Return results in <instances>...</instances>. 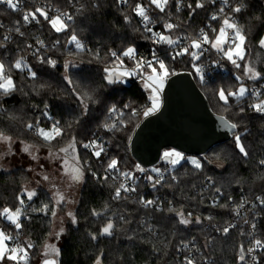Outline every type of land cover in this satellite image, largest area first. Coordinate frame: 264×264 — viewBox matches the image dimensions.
<instances>
[{
	"label": "trees",
	"instance_id": "16d2710c",
	"mask_svg": "<svg viewBox=\"0 0 264 264\" xmlns=\"http://www.w3.org/2000/svg\"><path fill=\"white\" fill-rule=\"evenodd\" d=\"M221 1L216 0L213 4L211 0H204L205 7L196 9L190 16L187 5L190 3L195 8L196 0H184L179 12L176 11V0H170L164 14L186 30L197 34L201 29L207 30L211 25H217L211 19V15L218 10ZM230 1L243 5L242 11L235 13V19L248 35L246 61L264 73V48H260L257 43L264 35V0ZM21 2L24 11L46 7L51 15L56 13V9H60L69 11L75 19L70 22L66 32L57 34L43 21L41 24H25L22 11H13L0 4V24L3 25L0 27V44L4 45L0 47V60L11 64L23 57L26 64L37 73L33 79L27 74V68L13 69V79L22 90L10 97L0 98V104L3 105V110H0V131L10 135L12 140L50 147L34 131L27 129L26 125L33 123L48 128L54 121H59L66 129V134L62 139L53 141L51 148L59 150L65 147L74 136L81 160L88 161L91 170L96 171L98 175H104L108 159L115 157L120 162L121 172H131L133 176H137L139 171L135 168L137 163L130 155L129 143L136 127L145 117L143 111L151 103L150 94L133 77L129 82H125L123 78L122 82L112 85L103 80L104 66L107 64L111 67L115 63L109 55L110 51L120 53L131 46L136 48L139 56L143 53L151 55L156 52L176 73L191 72L213 112L239 124L236 133L241 135L242 142L250 153L248 158H244L236 149L232 137L229 142L212 148L204 159L198 157L202 169L197 170L194 165L184 160L170 173L162 187L155 188L147 179L152 175L144 174L141 180H136V191L133 195L128 196L127 200L120 201L112 199L117 185L113 184L110 178L107 182L97 181L86 169L75 212L78 222L73 224L70 221L67 224L66 236L60 247L59 264H95L97 258L101 260V264H182L181 241L198 249L201 258L196 259L197 264H201L200 260L205 257L210 261L209 264H240L238 259L240 245L248 248L244 228L238 224L225 235L222 231L216 233L214 227L229 223L241 203L244 205L258 194L264 193V166L258 163L260 159H264V115L255 113L248 107L255 103L250 91L254 85L264 82V78L249 79L250 83L238 81L233 71L244 76L245 62L242 61L241 69L232 65L233 71H229L225 76L218 75L205 85H201L196 78L193 65H198L205 58L193 61L190 56L185 55L173 60L170 55L172 45L153 43L139 17L132 11L136 3L148 6L164 34L171 35L174 40L177 39L182 34L180 30L176 28L171 33L166 32L163 25L167 18H164L154 6L149 5L148 0H128L127 4H118L116 0L71 2L21 0ZM125 16L130 18V23L125 21ZM17 21H20L19 25ZM17 26L25 33L23 37L16 33ZM5 35H9L11 39L3 40ZM72 35H76L90 51L77 50L75 44L70 43ZM57 40L60 43L53 46ZM38 41H43L45 49L35 50L34 55L25 59L30 50L27 45L36 46ZM97 52L99 57H96ZM39 57L56 60V67L41 64ZM69 61L77 66L70 67L67 70L68 74L82 87L94 90L99 101L90 106L85 116H81V109L74 103V98L69 94L63 79L64 64ZM124 64L135 65L127 58H124ZM41 85L44 87L41 88ZM241 85L248 89V92L239 100L235 97L230 98L227 106L216 96L217 90L221 87L235 91ZM25 92L28 95H25ZM45 103L48 105L47 109ZM125 105L130 107L126 108ZM111 107L117 109L115 113L119 121L124 122L123 125L118 123L121 130L115 132H109L102 127L105 122H114L109 116ZM225 107L228 111H224ZM241 107L246 111L239 114ZM133 110L136 111L135 115ZM45 112L47 116L44 115ZM77 120L79 123H76ZM69 124L72 125L71 128H68ZM90 140L106 143L109 151L106 155L102 154L101 159H97L91 151L82 147L83 143ZM216 154H219L220 160H216ZM209 177L214 184H209L207 180ZM28 179V171L24 168H17L11 172L0 170V212L5 207L13 211L17 207H22L23 228L19 231L20 239L24 245L27 243L33 245L29 250L32 254L29 264H32L33 259L45 247L52 225L50 211L45 214L33 209H39L43 204H49L51 209L53 201L46 191L39 190L31 201H27L23 196L25 203L21 206L17 196L23 193L24 184ZM216 187L221 188L222 194L215 192ZM158 193H163L160 198L163 211H157L155 206L144 208L137 203L140 197H143L146 200H155L158 204L159 201L155 199ZM215 198L218 199V203L214 206L212 200ZM170 208L174 211L170 212ZM93 210L101 215L93 216ZM179 211H183L185 217L191 213V217L188 218L192 223L186 226L179 224L176 216V212ZM256 211L261 217L258 227L259 235L264 241V207H258ZM120 215L124 216L125 221L130 222H121L118 219ZM197 217L201 220L199 224L195 222ZM206 217H211V220ZM109 218L116 224L113 235H99ZM149 226L153 229L152 232L147 230ZM91 234H96L98 238L93 240ZM130 236L134 238L129 239ZM178 248L181 250L178 251ZM260 264H264V259Z\"/></svg>",
	"mask_w": 264,
	"mask_h": 264
},
{
	"label": "snow or ice",
	"instance_id": "6c2138e0",
	"mask_svg": "<svg viewBox=\"0 0 264 264\" xmlns=\"http://www.w3.org/2000/svg\"><path fill=\"white\" fill-rule=\"evenodd\" d=\"M71 2V0H70ZM118 4H127L128 0H116ZM149 5L154 6L155 9H157L160 13H164L166 9L170 5V0H148ZM211 2L214 4L216 0H211ZM229 0H223V3L227 5ZM0 3L6 4L9 9H12L13 11L19 10V0H0ZM99 5H94V7H98ZM183 7L182 0H176V11L179 12L181 8ZM187 7L190 9L189 15L191 16L194 14L196 9H202L205 7L204 0H196L195 8H193L192 4H188ZM242 4H238L235 7H231L230 13H240L242 11ZM83 8V5H81V9ZM77 11H80V9H77ZM132 11L135 13L136 16L140 17L144 26V29L146 32H149L152 34L153 37V43L155 44H167V45H179L180 44V38L173 39L171 35H165L160 32H153V29L149 27L148 25L150 23H153L152 18L148 14V6H145L142 3H136L133 7ZM55 15H50L49 10L46 7H35L32 10L26 11L22 19L25 24H30L32 22H35L36 24H41L42 21L46 22L51 30H53L55 33H63L66 32L70 27V22L74 21L75 16L70 13L69 11L56 9ZM126 22L130 23V18L128 16L124 17ZM211 19L213 21L219 20L220 21V27L218 29L212 28L211 31L213 35H209L207 31L204 29H201L198 35L194 38H190V43L187 46L184 47H178V50L174 52L172 55V59L175 60L178 57L181 56H190L193 61H198L200 58L204 55L206 51L209 49L215 50L218 54L222 55L223 59H226L228 62H230L235 68L241 69L242 64L241 62H245L243 64V74L248 79L251 80H258L260 78H264V73L261 71H258L254 64L251 62L246 61V55H247V41H248V35L245 32L244 28L235 21L233 15L226 14L224 7H221L219 9L218 14H213L211 16ZM17 25H19L20 21L16 22ZM0 27H3L2 24H0ZM166 32L171 33L176 28L179 27L178 24L165 21L163 25ZM16 33L19 34L21 37L25 35V33L20 31L19 26L15 29ZM11 37L9 35H5L3 37V40L8 41ZM41 46H43V41H38ZM60 41L57 40L54 42L53 46L56 44H59ZM70 43H74L75 47L79 51H90L89 49H86L85 46L80 42V40L77 38L76 35L71 36ZM258 46L260 48H264V35H262L259 40L257 41ZM207 45L208 48H205L204 46ZM3 44H0V47H3ZM28 48H31L32 45H27ZM109 55L113 58L114 66H108L107 64L103 68L104 76L103 80L108 84L112 85L117 82H122L123 78L126 76H133V75H139L144 79V87L149 90V100L151 101V106L147 107L143 111V115L145 117H148L149 115L157 112L160 108V93L163 91L166 81L169 79L170 76L176 75L177 73L170 69L169 66L165 63L164 60L160 59L159 56H157L155 53L152 54L151 59H146L142 57H138L137 50L134 47H127L120 53H117L116 51H110ZM96 57H99V53H96ZM94 57V58H96ZM124 58H127L129 60H132L135 62V68L132 71L128 70H122L117 71V68L123 69L124 68ZM39 62L41 64H47L52 68H55L57 65V61L54 59H51L50 57H39ZM92 61H89L91 63ZM214 63H219V61H214ZM77 65L72 62H66L64 64L65 73L63 75V79L67 85V88L69 90V94L74 98V103H76L80 109H81V116H85L88 114L89 108L93 104L99 103L98 99L96 98L95 91L86 89L79 85L76 81L72 79V77L68 74V69L70 67H76ZM196 74L200 77L201 82H204V71L202 66L193 65ZM27 68L28 74L31 78L35 79L37 76V73L33 71L25 62L24 58L21 57L19 59H16L14 63L7 64L3 60H0V98L4 97H10L13 93L17 91H21L22 89L19 88L16 84V82L13 79L12 76V70H23ZM236 79L239 81L241 79L240 76H237ZM41 88L44 87V85L40 86ZM246 92H248V89H246L243 85H241L237 90L232 91L229 89H225L223 87L219 88L216 92V96L218 99L223 102V105L227 106L229 105V100L232 97L242 98L245 96ZM25 95H28L27 92L24 93ZM37 94L39 92L37 91ZM254 96L258 98V102L250 104L248 107L255 113L264 115V99H259L261 93L259 92H253ZM125 107H130V105H125ZM45 108H48L47 103H45ZM0 110H3V105L0 104ZM117 109L115 107L109 108V115L115 113ZM224 111H228V108L225 107ZM246 111L244 107H241L239 109V114H242ZM133 114H136V111L133 110ZM45 116H47V112L44 113ZM219 119L221 122L224 123V125L231 129L235 130L239 127V124L237 122H230L225 119L224 116H220ZM76 123H79V120L76 121ZM123 120L119 121V125H123ZM72 125L69 124L68 128H71ZM102 127L106 129L109 132H115L121 130L120 127H118V124L116 122H105L102 124ZM26 128L29 130H32L35 132L37 136H39L45 144L50 146L48 157L49 159L53 160H61L62 161V171L64 176H66L70 181L71 184H79L83 181L85 170L87 169L91 176L96 179L97 181H104L107 182L110 175L112 173H119L121 177L124 178V181L119 183L118 186L114 188V192L112 195V199L116 201L120 200H127L128 199V193H132L136 191L135 186H130L127 183V180L133 179L131 172H121L119 169V160L115 157L109 158L107 161V165L104 168V175L100 176L96 171L91 170V165L88 163V161L84 160L82 161L80 158V155L77 151V141L75 137H71L69 142L65 147L59 148L58 151H52L51 146L53 144V141H58L59 139H62L66 134V129L61 126L59 121H54L50 127L44 128L39 127L38 124L28 123L26 125ZM233 138L235 142V147L238 149L239 153L244 157L248 158L250 153L245 144L242 142V137L240 134H237L233 132ZM12 137L10 135H7L5 132L0 131V143H4L10 145L12 143ZM82 147L85 149H90L91 154L96 157L97 159L102 158V154L106 155V148L103 142H98L97 140H90L87 143H83ZM23 151L28 153L33 160H37L38 157L33 154V146L32 145H25L23 148ZM63 154V155H61ZM0 158H3V154H0ZM167 163L175 166L178 163H180L181 160L188 159L185 157L181 152L172 150V151H165L163 153V157ZM216 160H220L219 154H216ZM71 161V162H70ZM192 165H194L195 169L200 170L202 169L201 161L198 159H191ZM259 165L264 166V159H260L258 161ZM222 166V165H221ZM41 168H43V165H40ZM136 170L139 172H144L145 169L142 168L139 164L135 166ZM152 172L156 173L158 178L153 180L152 176H148L147 179L152 182V187L155 188L156 185L160 184L163 180V176L160 174V170L157 168L151 169ZM43 181H49L50 177L48 175H43L41 177ZM112 179H116L115 176H112ZM175 180L176 177H173ZM209 184H214V182L211 180V178H207ZM39 183V181H38ZM71 184L69 186H71ZM53 188H55V185H53ZM216 193H221V188L216 187L215 188ZM23 196H26L27 199L30 201L33 199V197L37 196L36 190H28L24 189L23 193L21 195L17 196V199L19 201V204L21 206L24 205L25 200L22 198ZM52 199L55 201V206H53L51 209L49 207V204H43L41 208L39 209H33V211H39L47 214L49 211L51 212L52 217H56V206H59L63 203H69L70 201L67 200L66 196L60 192L59 190H56L53 192ZM256 200L261 204L264 205V197L257 196ZM137 203L144 207H156L157 211H163L162 208L157 206V201L155 200H146L143 197H140V199L137 201ZM217 204V201H213V205L215 206ZM221 207H227V205H220ZM244 205L241 203L238 208H242ZM107 207V206H106ZM252 207H255V204L252 205ZM169 211H174V209H169ZM237 215H239V211L237 210ZM0 215L4 216L11 225H14L15 230L18 232L22 230L23 224L21 222V216L23 215V209L22 207H17L14 211L8 207L3 208L2 212H0ZM93 216H99L101 213L93 210L92 212ZM115 215V214H114ZM67 216L71 219V222L73 224H76L77 218L75 214L71 211L67 213ZM176 216L178 217V222L181 225H188L192 223V220L188 217H191V213H188V217H185V214L183 211L176 212ZM118 219L121 222L128 223L130 221H125V218L123 215H120ZM206 219L211 220V217H206ZM195 222L197 224L201 223V220L199 217L196 218ZM245 223H248L247 220H245ZM235 225H229L227 227H224L222 230L217 229V231H222L223 234L227 235L231 228H234ZM251 228L255 229L256 224L252 223ZM116 229V224L112 218H109L106 224L101 228L99 235L102 236H112L114 231ZM149 232H152L153 229L151 226L147 229ZM64 228H60L59 232L56 233V236L59 237L61 234H63ZM91 238L93 240H96L98 236L96 234H91ZM134 237H129V239H132ZM13 237L6 233L3 230H0V264H7V262H11V264H28L29 260V250L33 247L31 243H27L25 245L16 244V246L12 247L9 245V241H12ZM182 248L188 249L189 244L181 241ZM207 247V244L205 245ZM257 249H264V241L261 239H254L252 241V245L248 247L247 249L244 248V246L241 244L239 248V254L238 259L243 264L245 261L246 255L251 254L255 252ZM155 251H158V249H155ZM178 251L181 249L178 248ZM198 251V249H197ZM61 254L60 248H58L54 244L46 245L45 251L42 253L43 259L41 260V264H59V256ZM253 260L256 258L253 256ZM95 264H101V260L97 258L95 261ZM183 264H197V260L191 256H185L183 260ZM205 264H207V258L205 257Z\"/></svg>",
	"mask_w": 264,
	"mask_h": 264
},
{
	"label": "water",
	"instance_id": "95a60500",
	"mask_svg": "<svg viewBox=\"0 0 264 264\" xmlns=\"http://www.w3.org/2000/svg\"><path fill=\"white\" fill-rule=\"evenodd\" d=\"M219 117L193 74L179 72L166 81L159 110L144 117L133 132L130 155L142 168L157 165L167 149L204 159L212 148L229 142L237 131L227 128ZM162 163L169 165L164 159Z\"/></svg>",
	"mask_w": 264,
	"mask_h": 264
},
{
	"label": "built area",
	"instance_id": "2783aa9c",
	"mask_svg": "<svg viewBox=\"0 0 264 264\" xmlns=\"http://www.w3.org/2000/svg\"><path fill=\"white\" fill-rule=\"evenodd\" d=\"M184 0H182V3H183ZM3 7L8 8V6L6 4H3V3H0ZM238 4L237 3H234L232 1L229 0L228 4L225 5L223 3V0L221 1V5L220 7L218 8V10L216 12H214L213 14H218L219 12V9L221 7H224L225 9V13L226 14H231L233 15L234 19H235V14H232L230 13V9L231 7H235L237 6ZM182 9V8H181ZM12 10V9H11ZM157 10V9H156ZM18 11H22L23 14L26 12L24 11V8H23V5H22V2L21 0H19V10ZM158 11V10H157ZM159 12V11H158ZM50 13V12H49ZM160 13V12H159ZM22 14V16H23ZM57 13H52L51 15H55ZM148 14L150 15V17L152 18V21L153 23H150L148 26L151 27L153 29V32H160V33H163L164 34V31L162 30V28L159 27V23L158 21L154 18V16L151 14V12L149 11ZM164 18H167V16L164 14V13H160ZM212 14V15H213ZM211 15V16H212ZM139 20L143 26V23H142V20L141 18L139 17ZM167 21L169 22H172V23H175L173 20L171 19H168L167 18ZM236 21V19H235ZM216 26L214 25H211L207 30L209 35H213L211 29L212 28H216L218 29L220 27V21L219 20H216ZM35 22H32L30 24H34ZM177 24V23H175ZM179 25V24H178ZM144 27V26H143ZM164 28V27H163ZM178 30H180V32L182 33L178 38H180V44L179 45H172V49L170 50V55L172 56L174 54V52L176 50H178V47H184V46H187L189 43H190V38H194L198 35V32L197 34L196 33H191L190 31L186 30L183 26L179 25V27L177 28ZM149 33V32H148ZM151 38L153 39L152 37V34L149 33ZM205 48H208L207 45L204 46ZM45 49V45L43 44V46H41L39 43H37L36 46H32L28 52V54L25 56V59L28 57V56H32L34 55L35 53V50H43ZM155 53L157 56L158 54L156 52H153ZM151 55H147V54H142V55H138V57H142V58H146V59H151L152 58V54ZM160 58V57H159ZM202 58H205V60H202V62H200L197 66H202L203 67V71H204V82H201L200 80V77L196 74L195 72V75H196V78L197 80L199 81V83L201 85H205L206 83L210 82L211 80H213L216 76L218 75H221V76H225L226 74H228L229 71H233L232 70V64L230 62H228L226 59H223L222 58V55L221 54H218L215 50H212V49H209L208 51H206L204 53V55L200 58V60ZM161 59V58H160ZM132 61V60H131ZM214 61H219V63H214ZM134 62V61H133ZM135 63V62H134ZM124 68L126 70H129V71H132L134 68H135V65L133 66H130V65H127V64H124ZM234 73V76L237 77V76H240L238 72L236 71H233ZM28 74V72H27ZM29 75V74H28ZM134 78V80L138 83H142V85H144V79L142 77H140L139 75H133L132 76ZM196 80V79H195ZM242 81H247V82H251L249 80H245L244 78L241 77ZM253 92H259L261 93L259 99H264V82L262 83H259V84H256L254 85V87L252 88V90L250 91V94L251 96L253 97V100L254 102H258V98L256 96H254L252 93ZM161 96H162V92L160 93V101H161ZM151 106V103H149L147 105V107H150ZM146 107V108H147ZM110 118H113L114 119V122H116L117 124L119 123V117L116 115V113H113L111 115H109ZM99 142V140H98ZM104 143V142H103ZM105 145V148H106V153L109 151V147L106 143H104ZM174 150V149H172ZM88 151H91L90 149H88ZM165 151H171V149H167V150H164ZM176 151V150H175ZM163 152V153H164ZM163 157V155H162ZM162 157H161V161L155 165L154 167H150V168H144L145 171L144 172H139L137 174V176H133V179H130V180H127V183L130 185V186H135V183H136V180H141L144 176V174H151L152 177H153V180L157 179L158 176L156 173L152 172L151 169L153 168H157L160 170V174L163 176V180L161 181L160 184L156 185L158 187H162L163 184L165 183L167 177L170 175L171 172H173L177 167L180 166V164L184 161H180V163H178L177 165L173 166L171 164L169 165H164L162 163ZM188 161V160H187ZM190 163V162H189ZM191 164V163H190ZM112 176H115L116 179H112ZM112 181H113V184L115 185H119V183L123 182L124 181V178L121 177L119 175V173H112L109 177ZM134 192L132 193H128L127 195L128 196H132ZM163 196V193H158L155 195V199L158 200V204L157 206H159L160 208H162V203H161V199ZM257 196H260V197H264V193H260L258 194ZM256 196V197H257ZM256 197L252 200V201H248L246 204H244V206L242 208H237L236 211H235V214H234V218L227 224H225L224 226H220V227H214L215 229V232L216 233H219L221 231H217V229H223L224 227H227L229 225H232L234 224L235 227L238 225V224H241V226L244 228V233L246 235V238H247V241H248V247H250L252 245V241L254 239H261L260 235H259V223H260V215L257 213L256 209L258 207H264V205H261L257 200H256ZM214 200H218L217 198H215ZM212 200V204H213V201ZM218 203V201H217ZM255 204V207H252V205ZM217 205V204H216ZM237 210L239 211V215H237ZM252 213V214H251ZM0 220H1V223H0V230H3L5 231L6 233L10 234L12 237H13V240L10 241V246L14 247L16 246V244H20V245H24L20 239V233L15 230L14 228V225H11V224H8L7 221H6V218L2 215H0ZM245 220L248 221V223H245ZM252 223H255L256 224V228L255 229H252L251 228V224ZM233 228H231L230 230H232ZM262 240V239H261ZM263 241V240H262ZM188 255H191L193 256L195 259L199 258L201 256L200 252L197 251V249L193 248V246H189L188 249H184L180 252V259L182 261V264H183V260H184V257L185 256H188ZM255 257L256 259L253 260L252 257ZM32 257V254L31 252L29 251V260H28V264L30 262V259ZM201 258V257H200ZM264 259V249H257L255 252L251 253V254H247L246 255V258H245V261L243 262V264H260L261 263V260ZM210 261L207 260V264H209ZM200 263L201 264H204L205 263V259H201L200 260Z\"/></svg>",
	"mask_w": 264,
	"mask_h": 264
},
{
	"label": "rangeland",
	"instance_id": "374dc122",
	"mask_svg": "<svg viewBox=\"0 0 264 264\" xmlns=\"http://www.w3.org/2000/svg\"><path fill=\"white\" fill-rule=\"evenodd\" d=\"M116 70L122 71V70H125V68L123 69L117 68ZM131 77L132 76L124 77V81L129 82V79ZM240 77L244 78L245 80H249L247 79L246 76L240 75ZM142 86L144 87V85ZM147 91L149 93V90ZM25 145L33 146V154L38 157L37 160H33L32 157L28 153L23 151V148ZM49 150H50V147H46L43 145H35L31 143H26V142H19L15 140H12L10 148H9V145L0 143V154H3V158H0V170L4 172H11L17 168H24L28 171L29 179L24 184L23 191L24 189H28V190L34 189L36 190L38 194L39 190H44L46 191V193L50 195L52 199L53 192L56 190H59L66 196L67 200L70 201L69 203H63L59 206H56L57 215L56 217H52L50 237L46 243V245L54 244L58 248H60L66 236L67 224L71 221V219L67 216V213L71 211L75 214L77 206L79 204V200H80V192H81L83 181L79 184H71V181L63 174L62 167H61L62 161L49 159L48 157ZM51 150L58 151V149H54V148H51ZM184 156L188 158L184 160H188V162L190 163H191V159L200 160L198 157H192V156H186V155ZM40 165H43V168H41ZM218 166L221 167L220 165ZM43 175H48L50 177V180L43 181L41 179ZM70 184L71 186H69ZM53 185H55V188H53ZM35 197H33V199ZM26 200L29 201L27 197H26ZM52 201H53V206H55V201L53 199ZM6 221L8 224H11L7 219ZM61 227L64 228V232L59 237H57L56 233L59 232ZM8 243L10 245V241ZM46 245L40 251L38 256H36L33 259L32 264H41V260L43 259L42 253L45 251ZM9 264H11V262H9Z\"/></svg>",
	"mask_w": 264,
	"mask_h": 264
}]
</instances>
